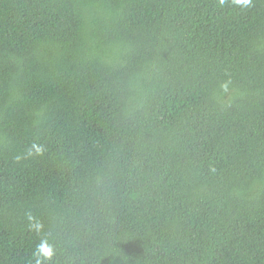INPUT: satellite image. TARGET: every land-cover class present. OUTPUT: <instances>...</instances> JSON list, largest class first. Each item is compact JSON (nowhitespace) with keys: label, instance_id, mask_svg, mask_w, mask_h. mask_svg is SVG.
I'll return each mask as SVG.
<instances>
[{"label":"trees","instance_id":"16d2710c","mask_svg":"<svg viewBox=\"0 0 264 264\" xmlns=\"http://www.w3.org/2000/svg\"><path fill=\"white\" fill-rule=\"evenodd\" d=\"M43 240L264 264V0H0V264Z\"/></svg>","mask_w":264,"mask_h":264},{"label":"clouds","instance_id":"9594fccd","mask_svg":"<svg viewBox=\"0 0 264 264\" xmlns=\"http://www.w3.org/2000/svg\"><path fill=\"white\" fill-rule=\"evenodd\" d=\"M226 0H219V4L223 6L225 4ZM232 4L240 7V8H248L252 6V0H231ZM230 81H225L220 84V88L227 92L229 87ZM43 146L33 144L31 148L28 149V155H42L43 154ZM17 160H20L21 157L17 156ZM28 219L30 221L29 227L32 230H35L36 232H40L43 229V224L37 220L35 217H33L31 214L28 216ZM55 255V250L53 245L49 244L47 240H43L38 246L36 251L33 253V256L35 257V264H45V261L51 260L52 257Z\"/></svg>","mask_w":264,"mask_h":264}]
</instances>
